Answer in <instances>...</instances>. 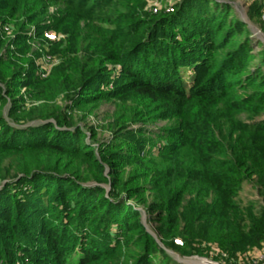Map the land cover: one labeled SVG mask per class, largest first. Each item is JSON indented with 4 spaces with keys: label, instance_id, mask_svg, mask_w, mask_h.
<instances>
[{
    "label": "trees",
    "instance_id": "16d2710c",
    "mask_svg": "<svg viewBox=\"0 0 264 264\" xmlns=\"http://www.w3.org/2000/svg\"><path fill=\"white\" fill-rule=\"evenodd\" d=\"M149 1L0 0V264L264 258V47L228 3Z\"/></svg>",
    "mask_w": 264,
    "mask_h": 264
},
{
    "label": "rangeland",
    "instance_id": "374dc122",
    "mask_svg": "<svg viewBox=\"0 0 264 264\" xmlns=\"http://www.w3.org/2000/svg\"><path fill=\"white\" fill-rule=\"evenodd\" d=\"M180 0H150L149 1V8L152 12H158L160 8L173 6L176 2ZM224 3H228L232 5L238 12L239 17L248 24L250 30L252 32V47L253 53L256 55V58L251 60L250 66L253 67L255 64L260 62V57L258 56V52L264 47V26L261 24V21L264 22V18L262 16V8H264V0H219ZM252 2L259 3L261 6L260 14L257 15L253 20H250L247 13L249 9V5ZM54 7H49V11H53ZM154 12V13H156ZM230 17H233L232 11H230ZM13 28V27H12ZM5 31H8L9 28L7 26L4 27ZM10 31V30H9ZM34 41V40H33ZM35 45L38 44L37 42H33ZM33 45V47H36ZM115 110V106L111 103L104 102L102 103L92 114H90L87 119V125H93L96 127L98 132V137L100 139H106L109 137V132L106 130V123L112 120V113ZM264 119V115L256 116L254 120H261ZM81 125L83 122L81 121ZM165 124L164 121L157 122V124L153 125V129L156 130L157 127H161ZM239 201L242 203H246L247 200H254L261 202V197L257 191V189L253 186L252 183H244L242 189L239 193ZM144 209V208H143ZM145 210V209H144ZM176 240H180V243H177ZM174 242L176 244L182 245L181 239H175ZM169 255L172 258L173 262L179 264H217L215 251L211 250V255L209 257L200 256L197 254L193 255H181L178 252L173 250H167ZM162 256L159 257L161 259ZM157 259V260H159ZM218 264H221L218 262Z\"/></svg>",
    "mask_w": 264,
    "mask_h": 264
},
{
    "label": "built area",
    "instance_id": "2783aa9c",
    "mask_svg": "<svg viewBox=\"0 0 264 264\" xmlns=\"http://www.w3.org/2000/svg\"><path fill=\"white\" fill-rule=\"evenodd\" d=\"M168 10L172 11L173 8L172 7H169ZM156 12V11H154ZM262 16L264 18V8H262ZM43 36L45 38H47L48 40H55L57 38V35L51 31H45L43 33ZM43 65L46 69L44 70H48V66H49V56H45L44 59H43ZM45 75V73L43 74V76ZM177 243H180V240H176ZM252 264H264V258L263 256H260L259 258H257V260H255Z\"/></svg>",
    "mask_w": 264,
    "mask_h": 264
},
{
    "label": "water",
    "instance_id": "95a60500",
    "mask_svg": "<svg viewBox=\"0 0 264 264\" xmlns=\"http://www.w3.org/2000/svg\"><path fill=\"white\" fill-rule=\"evenodd\" d=\"M218 264V262H216Z\"/></svg>",
    "mask_w": 264,
    "mask_h": 264
}]
</instances>
